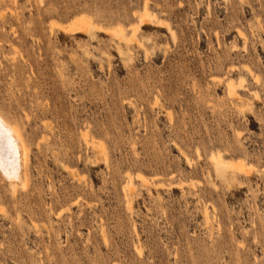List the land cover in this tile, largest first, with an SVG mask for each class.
<instances>
[{
  "label": "rangeland",
  "instance_id": "1",
  "mask_svg": "<svg viewBox=\"0 0 264 264\" xmlns=\"http://www.w3.org/2000/svg\"><path fill=\"white\" fill-rule=\"evenodd\" d=\"M0 116V264H264V0H0Z\"/></svg>",
  "mask_w": 264,
  "mask_h": 264
},
{
  "label": "bare ground",
  "instance_id": "2",
  "mask_svg": "<svg viewBox=\"0 0 264 264\" xmlns=\"http://www.w3.org/2000/svg\"><path fill=\"white\" fill-rule=\"evenodd\" d=\"M77 26H79V28L84 27L87 29H91V28L95 27L94 23L86 15H80L79 17H77V18L75 17V19L71 20L69 27L70 28H76ZM113 31L115 33L120 34L119 36L124 37L122 27H120V26L114 27ZM230 81L231 80H229V82ZM229 86L231 87V86H233V84L232 85L230 84ZM22 144L23 143H21V140H20V137L18 134V129H16V127L13 125L8 124L0 116V168L6 174V176H8L11 180H15L16 179V176H15L16 173L20 172V171H18V169L20 168L18 161H19V159H23V156L25 155L24 151L21 152V149L24 150ZM213 159L215 161V167H216V169H218V171H220V173L222 170L227 172L228 168H234V166L236 164L231 160L222 159L219 155L216 157L214 156ZM225 175H226V173H225ZM18 176H20V175H18Z\"/></svg>",
  "mask_w": 264,
  "mask_h": 264
}]
</instances>
